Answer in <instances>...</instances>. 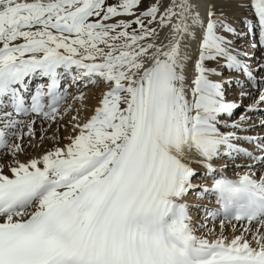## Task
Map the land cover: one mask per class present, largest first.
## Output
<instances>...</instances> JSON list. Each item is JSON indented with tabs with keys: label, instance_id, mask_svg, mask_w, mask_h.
<instances>
[{
	"label": "snow or ice",
	"instance_id": "6c2138e0",
	"mask_svg": "<svg viewBox=\"0 0 264 264\" xmlns=\"http://www.w3.org/2000/svg\"><path fill=\"white\" fill-rule=\"evenodd\" d=\"M259 133L264 0H0V264H264Z\"/></svg>",
	"mask_w": 264,
	"mask_h": 264
},
{
	"label": "bare ground",
	"instance_id": "6f19581e",
	"mask_svg": "<svg viewBox=\"0 0 264 264\" xmlns=\"http://www.w3.org/2000/svg\"><path fill=\"white\" fill-rule=\"evenodd\" d=\"M235 26H236V27L238 28V30H240V31H243V30H244V29H242L243 25L239 24L238 22L236 23ZM246 38H250L249 45H248L249 47L246 46V43H247V42H246L245 40H244V41L237 40L236 43H237L238 45L243 44L245 50L248 51L250 54H252V51H253V50L250 48V43H251L252 37L249 36V37H246ZM246 38H245V39H246ZM255 55H256V56H259L260 53L257 51V52H255ZM34 85H35V84L33 83V84H32V88H33V89H34ZM69 91L73 92L71 87L69 88ZM232 98H233L232 96L229 97V99H232ZM248 102H249V101H245V103H248ZM68 103H71V96L69 97ZM87 103L89 104L90 107H91L92 105L95 104V100L91 98V93H89V99H88ZM65 106H67V105H65ZM85 115H90V112H89V113H85ZM66 121H67V117L65 118V122H66ZM37 127H39V125H37ZM244 134H248V135H257L258 133H257V132H251V133H242V134H240V135H244ZM259 134H264V133H259ZM60 136H61V137H64V135H61V133H60ZM242 146L247 147V145H242ZM227 174H228L231 178H234V173H233L231 170H229ZM204 203L207 204L208 201L206 200V201H204ZM209 207H213V208L216 207L215 202H214V198H212V202L209 204ZM196 216H197V219H198V218H199V214L197 213ZM207 223H208V227H209V228L213 227L211 221H208ZM215 227H216V231H217V233H219V224H218V222H217V224L215 225ZM197 234L199 235V233H197ZM237 234H238V233H237ZM225 235H228L229 237H231L232 233H231L230 231H228V232L225 233Z\"/></svg>",
	"mask_w": 264,
	"mask_h": 264
},
{
	"label": "rangeland",
	"instance_id": "374dc122",
	"mask_svg": "<svg viewBox=\"0 0 264 264\" xmlns=\"http://www.w3.org/2000/svg\"><path fill=\"white\" fill-rule=\"evenodd\" d=\"M242 29H243V27H242ZM245 41L247 42V43H246V46L249 47L248 45H249L250 38H246ZM72 91H73V89H72ZM69 92L71 93V91H69ZM53 128H55V125H53ZM60 133H61V135H64V136H66V135L68 134V133H67L66 131H64V130H61ZM238 134H242V133H238Z\"/></svg>",
	"mask_w": 264,
	"mask_h": 264
}]
</instances>
